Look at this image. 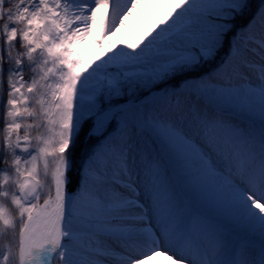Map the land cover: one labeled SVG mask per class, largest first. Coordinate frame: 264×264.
<instances>
[{
  "label": "snow or ice",
  "instance_id": "snow-or-ice-1",
  "mask_svg": "<svg viewBox=\"0 0 264 264\" xmlns=\"http://www.w3.org/2000/svg\"><path fill=\"white\" fill-rule=\"evenodd\" d=\"M141 3L0 0V264H264V0Z\"/></svg>",
  "mask_w": 264,
  "mask_h": 264
},
{
  "label": "bare ground",
  "instance_id": "bare-ground-1",
  "mask_svg": "<svg viewBox=\"0 0 264 264\" xmlns=\"http://www.w3.org/2000/svg\"><path fill=\"white\" fill-rule=\"evenodd\" d=\"M168 3L169 0H142V3L133 10L128 20L124 22L116 34L129 35L134 40L140 34L147 33L160 19L164 18L168 10ZM104 40H107V37ZM93 44L97 47L101 45L97 44L96 40ZM80 52L81 54L85 53V49L80 50ZM142 264H171V259L167 254L161 255L160 252H157L155 255L144 259Z\"/></svg>",
  "mask_w": 264,
  "mask_h": 264
},
{
  "label": "rangeland",
  "instance_id": "rangeland-1",
  "mask_svg": "<svg viewBox=\"0 0 264 264\" xmlns=\"http://www.w3.org/2000/svg\"><path fill=\"white\" fill-rule=\"evenodd\" d=\"M145 34L146 33L140 34L136 39L132 40L129 35L124 36L120 33H117L115 36L111 37V40L113 42V46L126 47L128 44H139ZM94 42L95 40H86L83 44V47L80 48V50L85 49V53H83L82 56L86 61H95L97 57H102L104 55L105 48L108 47L106 43H102L99 45V47H97L93 44Z\"/></svg>",
  "mask_w": 264,
  "mask_h": 264
}]
</instances>
